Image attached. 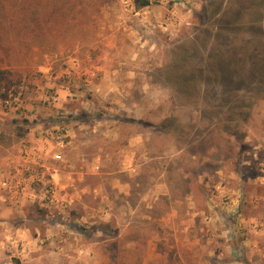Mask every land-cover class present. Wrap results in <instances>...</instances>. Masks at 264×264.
<instances>
[{"label":"rangeland","instance_id":"1","mask_svg":"<svg viewBox=\"0 0 264 264\" xmlns=\"http://www.w3.org/2000/svg\"><path fill=\"white\" fill-rule=\"evenodd\" d=\"M150 2L0 0V264H264V2Z\"/></svg>","mask_w":264,"mask_h":264},{"label":"trees","instance_id":"2","mask_svg":"<svg viewBox=\"0 0 264 264\" xmlns=\"http://www.w3.org/2000/svg\"><path fill=\"white\" fill-rule=\"evenodd\" d=\"M253 1H255V0H253ZM137 2L139 3L138 4L139 7H143V6L149 5L151 3L150 0H137ZM259 2L263 3L264 0H259ZM252 68L255 69L256 67H252Z\"/></svg>","mask_w":264,"mask_h":264},{"label":"built area","instance_id":"3","mask_svg":"<svg viewBox=\"0 0 264 264\" xmlns=\"http://www.w3.org/2000/svg\"><path fill=\"white\" fill-rule=\"evenodd\" d=\"M4 185H7V186H8V184H7V182H6V181L4 182Z\"/></svg>","mask_w":264,"mask_h":264},{"label":"crops","instance_id":"4","mask_svg":"<svg viewBox=\"0 0 264 264\" xmlns=\"http://www.w3.org/2000/svg\"><path fill=\"white\" fill-rule=\"evenodd\" d=\"M250 221L252 220V219H249Z\"/></svg>","mask_w":264,"mask_h":264}]
</instances>
